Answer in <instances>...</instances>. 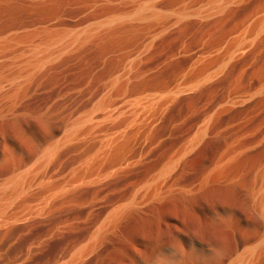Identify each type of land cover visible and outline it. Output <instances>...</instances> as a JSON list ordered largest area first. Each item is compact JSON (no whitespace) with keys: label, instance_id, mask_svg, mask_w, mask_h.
Wrapping results in <instances>:
<instances>
[{"label":"rangeland","instance_id":"obj_1","mask_svg":"<svg viewBox=\"0 0 264 264\" xmlns=\"http://www.w3.org/2000/svg\"><path fill=\"white\" fill-rule=\"evenodd\" d=\"M263 12L0 0V264H264Z\"/></svg>","mask_w":264,"mask_h":264},{"label":"bare ground","instance_id":"obj_2","mask_svg":"<svg viewBox=\"0 0 264 264\" xmlns=\"http://www.w3.org/2000/svg\"><path fill=\"white\" fill-rule=\"evenodd\" d=\"M225 3V1H219L217 4H215V6L213 5V7H212V10H216V11H219V10H223L224 9V5L226 4H224ZM136 8V7H135ZM211 9L209 8V11H210ZM211 10V11H212ZM208 11V12H209ZM133 12V13H132ZM130 12H128V14H129ZM186 13V9H182L181 11H179V13L178 14H176V16H175V18L176 19H174V20H179L180 19V17L182 16V15H184ZM203 13V12H202ZM264 13V12H263ZM120 14H122V13H120ZM124 14V13H123ZM122 14V15H123ZM128 14H126V15H113L114 17H110V19H108V21H107V24L108 25H111V24H116L118 21H122L123 20V18L125 19V17L126 16H129V17H135L136 19H148V18H153V19H157V20H159V17H160V14L158 13V10L156 9V7H155V5L153 4V3H147V4H145V5H143V4H141L140 6H138L136 9H134V11H131V13H130V15H128ZM133 19V18H132ZM259 19V18H258ZM124 21V20H123ZM127 21V20H126ZM258 21H259V23H258ZM257 21V28H261V26H263V22H264V19L262 18V20H258ZM163 22V21H162ZM256 23V22H255ZM104 24H106V23H103V25ZM119 24V23H118ZM164 24V23H163ZM253 24V23H252ZM160 25H161V23H160ZM255 25V24H254ZM162 26H164V25H162ZM158 27V26H157ZM253 27V25L251 26V28ZM255 27V26H254ZM100 27H98V29H99ZM161 27H159V29H160ZM248 28V27H247ZM251 28L249 29H246L245 28V30H246V32H245V34H244V36H246V34H248L249 32L251 33ZM256 28V30H258ZM93 29V28H92ZM89 30V29H88ZM248 30H250L249 32H248ZM253 30H255V29H253ZM252 30V32L253 33H255V31H253ZM91 32H92V30H91ZM94 35V34H93ZM243 35V34H242ZM251 35H253V34H251ZM243 36V37H244ZM250 36V35H249ZM252 37V36H251ZM87 38H90V33L88 32V33H82V34H79V35H71V34H58V35H49L48 37H47V43L48 44H52V43H58V48L57 49H53V48H51V49H49V50H47L43 55H35V57H34V59H33V62H32V65H31V67H30V69H27V67H26V69H25V71L24 70H21L22 71V73H24L25 72V74L27 73V75H24V76H28V74L34 69V68H36V67H39L40 65H42V63L43 62H45L46 60H48L49 58H51L52 56H54L56 53H57V51H61L62 49H65L66 47H68V46H70V45H75V44H80V42H83L84 40H86ZM245 38V37H244ZM88 40V39H87ZM244 40V39H243ZM53 49V50H52ZM30 66V65H29ZM21 73V72H20ZM23 75V74H22ZM31 75V74H30ZM26 78H28V77H26ZM15 92V91H14ZM118 92V91H117ZM155 97H156V95H155ZM108 100H110V99H107L106 101H102V103H101V105H102V107L104 106V108L107 110V111H105V109L102 111L103 112V116H102V118L103 119H110V117L113 115L112 114V112H111V108L108 110V107H110V105L108 104ZM113 101V100H112ZM152 102V101H151ZM157 102V101H156ZM109 103H111L110 101H109ZM109 106H108V105ZM133 104V103H132ZM123 105V104H122ZM153 105V104H152ZM105 106H108V107H105ZM124 106V105H123ZM137 107H138V105H136ZM142 106V105H141ZM157 106V105H156ZM100 107V106H99ZM135 107V106H134ZM147 108V107H146ZM102 109V108H101ZM118 109V108H117ZM125 109H126V107H125ZM136 109H138V108H136ZM100 110V109H99ZM113 110V109H112ZM142 110V109H141ZM141 110L139 111V113H136V114H134L135 112L133 111V113H132V115H134V117H133V120L131 119V121L133 122H135L138 118H139V115H140V112H141ZM123 111V110H122ZM130 111V110H129ZM138 112V111H137ZM121 112H119V114H120ZM91 116V115H90ZM118 116V115H117ZM89 117V116H88ZM113 117V116H112ZM112 117H111V119H112ZM132 117V116H131ZM92 117H90L89 118V120L91 119ZM85 119H86V117H85ZM87 120V119H86ZM92 120V119H91ZM90 120V121H91ZM107 121V120H106ZM95 122V121H94ZM140 122V121H139ZM96 125V124H95ZM133 125V124H132ZM80 129V127H78V130ZM77 130V128L74 130V131H72V133L71 134H69V137L71 136H74L75 134H78V132L79 131H76ZM86 131V130H85ZM85 131H83V132H85ZM87 133V132H86ZM89 135V134H88ZM68 136V135H67ZM105 138V137H104ZM102 143V142H101ZM110 143V140H109V142L107 141V143L106 144H109ZM55 148V147H54ZM49 150H51V148L49 149ZM49 153H51V152H49ZM97 153V152H96ZM48 154V153H47ZM102 155V154H101ZM98 158H99V156H98ZM89 159V158H88ZM92 161V160H91ZM88 166V165H87ZM35 172V171H34ZM27 176V175H26ZM78 176V175H77ZM25 178V177H24ZM89 178V177H88ZM13 181V180H12ZM23 181V180H22ZM88 181V180H87ZM90 181V180H89ZM15 182V181H14ZM24 183V182H23ZM23 183H21V185L19 186L18 184H15V183H11L12 184V187H11V190H10V195H9V197L8 198H10V200H12L11 198L15 195H19V193H22V190H23ZM4 192V191H3ZM6 192V191H5ZM22 195V194H21ZM14 196V197H15ZM15 198H18V197H15ZM7 200V199H6ZM16 200V199H15ZM10 202V201H9ZM14 204V203H13Z\"/></svg>","mask_w":264,"mask_h":264}]
</instances>
